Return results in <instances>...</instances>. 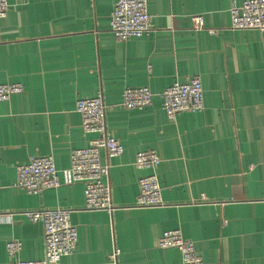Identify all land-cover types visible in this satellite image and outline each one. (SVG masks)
Masks as SVG:
<instances>
[{"label":"crops","instance_id":"crops-1","mask_svg":"<svg viewBox=\"0 0 264 264\" xmlns=\"http://www.w3.org/2000/svg\"><path fill=\"white\" fill-rule=\"evenodd\" d=\"M7 1L0 83L23 91L0 101V264L43 258V227L24 212L54 208L70 210L78 234L57 264H181L176 248L157 246L169 229L204 264H264V30L231 28L230 6L243 0H147L151 29L126 40L110 31L116 0ZM195 75L203 109L169 119L161 92ZM141 86L151 103L123 107V90ZM99 90L108 134L123 145L109 161L113 211L85 209L81 182L37 195L17 187L16 166L32 156L52 155L62 177L71 151L96 136L76 101ZM144 149L160 157L157 206L136 204L137 179L150 172L135 164Z\"/></svg>","mask_w":264,"mask_h":264},{"label":"built area","instance_id":"built-area-1","mask_svg":"<svg viewBox=\"0 0 264 264\" xmlns=\"http://www.w3.org/2000/svg\"><path fill=\"white\" fill-rule=\"evenodd\" d=\"M8 1L0 0V18L8 10ZM230 26L233 29L264 30V0H243L234 2L229 9ZM110 31L121 40L140 37L151 29V16L147 0H116L110 15ZM194 27L203 28V17H193ZM211 33L214 30L209 29ZM23 91L19 82L0 83V101ZM153 93L146 86L126 87L122 92L121 105L127 109H142L152 101ZM162 108L169 119L179 112H199L204 107L201 79L195 75L186 81L175 82L161 92ZM75 110L81 117L84 132L94 133L86 147L73 149L70 166L64 169L62 177L55 166L52 155L32 156L25 163L16 166V186L27 194L37 195L46 189L60 187L63 183H83L84 207L88 210L112 212L111 185L109 182L110 158L123 152L121 142L107 131L106 107L103 93L97 91L88 98H79ZM137 167L150 172L137 179L136 204L141 207L161 204V185L155 173L160 157L154 150H140L135 155ZM25 216L40 223L44 233V256L39 260H12V264H57L62 257L69 256L77 246L78 234L71 223L70 210L66 208L26 210ZM159 248H176L181 264H204L197 254L193 241L185 238L179 229L164 230L157 242ZM9 257L20 249L19 241L6 244ZM115 251L112 257H115Z\"/></svg>","mask_w":264,"mask_h":264}]
</instances>
